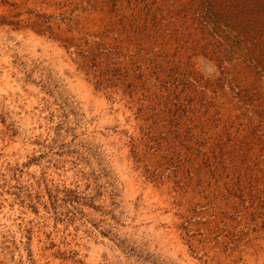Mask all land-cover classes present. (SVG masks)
I'll return each mask as SVG.
<instances>
[{"label":"rangeland","instance_id":"1","mask_svg":"<svg viewBox=\"0 0 264 264\" xmlns=\"http://www.w3.org/2000/svg\"><path fill=\"white\" fill-rule=\"evenodd\" d=\"M0 264H264V0H0Z\"/></svg>","mask_w":264,"mask_h":264},{"label":"trees","instance_id":"2","mask_svg":"<svg viewBox=\"0 0 264 264\" xmlns=\"http://www.w3.org/2000/svg\"><path fill=\"white\" fill-rule=\"evenodd\" d=\"M58 19L60 23H67L69 25L74 24L75 22L73 14L70 17L62 15ZM102 38V32H83L81 34L79 43L86 46V49L81 51L84 54L83 65H85V67H88L90 65L95 67V62L101 61L102 58L105 60H110V58L112 57L111 55L116 51L114 47L106 44ZM90 62H92V64H89ZM111 71L112 69L109 68L108 65H106L103 71H100V75L109 74Z\"/></svg>","mask_w":264,"mask_h":264}]
</instances>
